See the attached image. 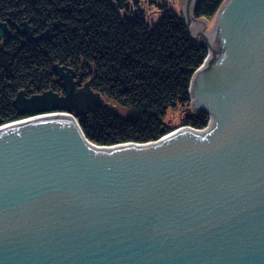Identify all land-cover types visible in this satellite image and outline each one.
<instances>
[{
  "label": "water",
  "instance_id": "water-1",
  "mask_svg": "<svg viewBox=\"0 0 264 264\" xmlns=\"http://www.w3.org/2000/svg\"><path fill=\"white\" fill-rule=\"evenodd\" d=\"M197 2L204 30L182 20L207 49L189 87L205 128L98 145L83 127L109 104L72 70L54 66L65 95L18 92L31 116L0 119V264H264V0H225L208 31Z\"/></svg>",
  "mask_w": 264,
  "mask_h": 264
},
{
  "label": "trees",
  "instance_id": "trees-1",
  "mask_svg": "<svg viewBox=\"0 0 264 264\" xmlns=\"http://www.w3.org/2000/svg\"><path fill=\"white\" fill-rule=\"evenodd\" d=\"M128 1L0 0V9L18 11L36 26L43 19L49 26L59 24L48 46L0 49L3 123L20 119L12 105L20 88L31 81L47 82L55 62L83 59L95 68L94 87L102 97L129 110L127 117L110 108L91 112L83 127L90 141L145 143L167 132L168 110L191 105L190 80L207 49L190 39L174 10L164 8L151 21L139 4L132 7ZM224 1L198 0L195 16L213 18ZM208 122V114L192 111L182 125L202 129Z\"/></svg>",
  "mask_w": 264,
  "mask_h": 264
},
{
  "label": "flooded vegetation",
  "instance_id": "flooded-vegetation-1",
  "mask_svg": "<svg viewBox=\"0 0 264 264\" xmlns=\"http://www.w3.org/2000/svg\"><path fill=\"white\" fill-rule=\"evenodd\" d=\"M20 15V16H19ZM25 23L30 26L31 34L28 35L24 33L22 30L25 28ZM0 24H5V33L0 36V49L4 47H21V46H30V47H42L48 46L47 41L54 36V33L59 30V24L54 21L51 26L46 21V19L42 20L38 26L35 25L31 20L23 17L19 12H8L0 9ZM2 29L0 25V30ZM45 34L43 38H39L36 41L30 40V36H40ZM58 65L62 68L63 72L71 74L70 70H72L73 82H75V90L83 93L84 91H88L86 85H88L89 89L94 93H99L94 87L95 81V68L92 65H86V62L83 59L78 60H70L68 62H55L50 68L49 78L47 82H35L31 81L29 84H26L20 91H24L27 97H30L35 94H41L45 91H52L62 96L66 94L65 88L63 86V81L57 82L58 75L54 71V66ZM16 93V95L18 94ZM15 95V96H16ZM14 107V106H13ZM15 108V107H14ZM107 109V108H105ZM101 110L91 109L89 110L88 115L93 112ZM103 110V109H102ZM17 111V110H16ZM18 112V111H17ZM20 119L31 116V114L26 113L22 114L18 112ZM1 119V118H0Z\"/></svg>",
  "mask_w": 264,
  "mask_h": 264
},
{
  "label": "rangeland",
  "instance_id": "rangeland-1",
  "mask_svg": "<svg viewBox=\"0 0 264 264\" xmlns=\"http://www.w3.org/2000/svg\"><path fill=\"white\" fill-rule=\"evenodd\" d=\"M152 1L155 3H153ZM186 2L187 0H129L128 4H130V6L132 7L134 4L135 6L139 4L141 9L145 10L148 14V18L151 21H156V19L162 14V10L164 8H170L174 10L177 14H179L181 18L184 17ZM161 5L162 8H160ZM213 19L214 17L208 19L206 31H208ZM105 101H107V103L109 104L108 108L119 113L122 117H127L129 115V110L124 109L118 103L107 98H105ZM192 111V105H190L187 109H185L184 107H177L175 109L168 110L164 118V122L166 123L167 128L170 130L178 126H182L186 112Z\"/></svg>",
  "mask_w": 264,
  "mask_h": 264
},
{
  "label": "bare ground",
  "instance_id": "bare-ground-1",
  "mask_svg": "<svg viewBox=\"0 0 264 264\" xmlns=\"http://www.w3.org/2000/svg\"><path fill=\"white\" fill-rule=\"evenodd\" d=\"M184 17L187 23L189 24L190 32L192 34L195 35L196 32L204 30L205 22L203 20L196 19L193 16L191 9L188 12L185 11Z\"/></svg>",
  "mask_w": 264,
  "mask_h": 264
}]
</instances>
